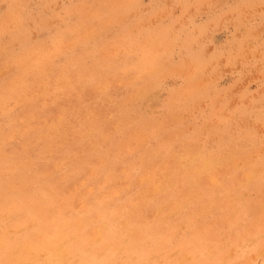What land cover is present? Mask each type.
Returning <instances> with one entry per match:
<instances>
[{
	"label": "rangeland",
	"instance_id": "rangeland-1",
	"mask_svg": "<svg viewBox=\"0 0 264 264\" xmlns=\"http://www.w3.org/2000/svg\"><path fill=\"white\" fill-rule=\"evenodd\" d=\"M0 152V264H264V0H0Z\"/></svg>",
	"mask_w": 264,
	"mask_h": 264
},
{
	"label": "bare ground",
	"instance_id": "bare-ground-1",
	"mask_svg": "<svg viewBox=\"0 0 264 264\" xmlns=\"http://www.w3.org/2000/svg\"><path fill=\"white\" fill-rule=\"evenodd\" d=\"M49 46V45H48ZM3 52V51H2ZM5 61V60H4ZM132 76V75H131ZM5 80V79H4ZM105 150V149H104ZM1 153V152H0ZM4 155V154H3ZM187 158V157H186ZM195 160V159H194ZM207 166V165H206ZM215 167V166H214ZM134 171V170H133ZM210 174H211V171H210ZM214 177V176H213ZM128 184V183H127ZM9 189V188H8ZM10 190V189H9ZM151 190V189H150ZM9 193V192H8ZM179 206V205H178ZM162 208H164V207H162ZM0 215H1V213H0ZM4 227V226H3ZM1 229V228H0ZM42 233V232H41ZM10 237H12V236H10ZM101 237V236H100ZM98 239V238H97ZM256 243V242H255ZM1 244V243H0ZM21 246V245H20ZM117 246V245H116ZM15 247V246H14ZM18 248V247H17ZM16 248V249H17ZM14 249V248H13ZM61 249V248H60ZM59 250V249H58ZM122 250V249H121ZM120 250V251H121ZM122 252V251H121ZM125 252V251H124ZM15 254V253H14ZM41 255V254H40ZM61 255V254H60ZM42 256H43V254H42ZM40 257V256H39ZM125 258V257H124ZM43 259V258H42ZM63 259H64V257H63Z\"/></svg>",
	"mask_w": 264,
	"mask_h": 264
}]
</instances>
